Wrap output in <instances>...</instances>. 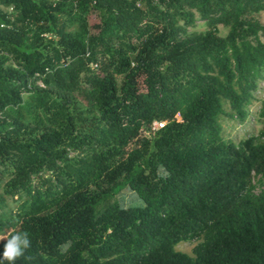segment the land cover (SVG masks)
Returning a JSON list of instances; mask_svg holds the SVG:
<instances>
[{
	"label": "trees",
	"instance_id": "16d2710c",
	"mask_svg": "<svg viewBox=\"0 0 264 264\" xmlns=\"http://www.w3.org/2000/svg\"><path fill=\"white\" fill-rule=\"evenodd\" d=\"M260 11L0 0V237L30 240L14 264H264V98L257 134L233 141L219 121L257 102ZM188 240L192 255L174 248Z\"/></svg>",
	"mask_w": 264,
	"mask_h": 264
},
{
	"label": "rangeland",
	"instance_id": "374dc122",
	"mask_svg": "<svg viewBox=\"0 0 264 264\" xmlns=\"http://www.w3.org/2000/svg\"><path fill=\"white\" fill-rule=\"evenodd\" d=\"M5 11H10V8L1 7ZM254 17L264 24V11H260L254 15ZM205 28L204 23L196 19L194 21V25L188 26L187 29L193 30V31H201ZM218 33L220 35H224L226 28L223 26L218 25ZM256 98L257 102H255L249 109L248 116L243 121H238L235 118L230 119L228 117H221L220 118V127H221V133L225 138H230L233 141H238L241 138L247 136V135H255L258 133V130L260 128V123L256 119L254 113L256 110V107L258 105V100L264 98V78L259 81L258 83V89L256 90ZM263 181L256 180V178L253 179V184L255 187V191H259L262 188ZM116 199L123 205L128 204H136L138 203V199H135L134 194L129 191L128 189H123L120 191V193L116 196ZM137 200V201H136ZM198 242V240H188V241H180L178 242L174 248L178 251L184 252L188 255H192L191 249L192 247Z\"/></svg>",
	"mask_w": 264,
	"mask_h": 264
},
{
	"label": "clouds",
	"instance_id": "9594fccd",
	"mask_svg": "<svg viewBox=\"0 0 264 264\" xmlns=\"http://www.w3.org/2000/svg\"><path fill=\"white\" fill-rule=\"evenodd\" d=\"M10 238L0 237L3 240V252L0 253V264L3 261H8V264H14V262L24 255L26 249L30 247V240L27 232H16L9 234Z\"/></svg>",
	"mask_w": 264,
	"mask_h": 264
},
{
	"label": "built area",
	"instance_id": "2783aa9c",
	"mask_svg": "<svg viewBox=\"0 0 264 264\" xmlns=\"http://www.w3.org/2000/svg\"><path fill=\"white\" fill-rule=\"evenodd\" d=\"M162 124H163L162 121H160V122L154 121V122H152L150 129L154 130V129L160 128L162 126Z\"/></svg>",
	"mask_w": 264,
	"mask_h": 264
}]
</instances>
